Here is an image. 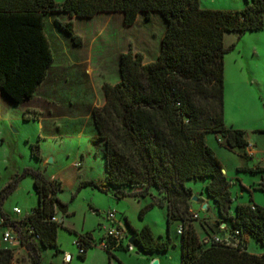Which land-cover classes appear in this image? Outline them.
<instances>
[{
    "label": "trees",
    "instance_id": "trees-1",
    "mask_svg": "<svg viewBox=\"0 0 264 264\" xmlns=\"http://www.w3.org/2000/svg\"><path fill=\"white\" fill-rule=\"evenodd\" d=\"M53 13L70 18L121 13L126 27L134 25L140 14L149 21L152 14L158 13L166 27L155 61L144 63L143 54L130 47L119 58V83L103 85L105 105L92 112V119L97 143L99 139L105 141V183L99 187L93 182H81L77 190L93 187L105 194L110 192L116 200L131 196L117 194L125 190L123 187L163 190L168 226L180 222L183 228L179 235L181 264H264V208L241 204L236 206L234 216L227 214L232 204L230 183L206 143L207 134H218L226 149L237 151L244 161L252 159L247 153L245 133L224 125V57L233 49L225 47L224 37L228 33L243 36L262 31L264 0H246V7L235 12L204 10L199 0H65L59 5L55 0H0V93L13 105L31 100L55 63L45 22L46 15ZM57 24L74 45L80 44L72 22ZM201 95L211 99L208 116L199 106ZM23 120L28 121L26 117ZM112 120L119 130L116 135L111 131ZM30 147L32 156L40 160L38 145ZM239 170L264 173V167ZM26 176L33 179L38 205L31 216L18 223L21 247H35L24 234L23 225L29 223L40 238L39 244L57 253L60 225L49 218L56 216V210L66 214L68 206L58 199L57 185L40 172L25 169L19 179L1 191L0 217L10 219L1 212V206ZM204 181L205 192L216 204L220 217L230 220L231 231L224 229L225 235L231 237L230 244L213 240L209 248L203 249L195 229L185 225L184 215L190 211L185 184ZM132 197L136 198L134 194ZM139 197L145 198L146 194ZM178 205L183 206V213H179ZM153 206L148 204L141 214ZM126 224L144 254L166 252L172 245L169 237L164 242L155 240L146 226L135 231L128 221ZM250 237L262 248L260 254L248 251ZM78 240L84 250L79 257L84 260L96 244L90 234ZM112 246L110 242L105 249L110 257ZM15 249L0 248V264H13ZM116 249L127 251L123 246ZM31 261L42 264L39 254Z\"/></svg>",
    "mask_w": 264,
    "mask_h": 264
},
{
    "label": "rangeland",
    "instance_id": "rangeland-1",
    "mask_svg": "<svg viewBox=\"0 0 264 264\" xmlns=\"http://www.w3.org/2000/svg\"><path fill=\"white\" fill-rule=\"evenodd\" d=\"M55 1L59 5L65 0ZM199 2L200 8L204 10L235 12L246 7V0ZM57 21L63 24L73 23L74 32L81 39L78 46L57 26ZM45 22L56 56L55 73L49 78L51 83L70 93L72 101L79 96L89 97L92 106L88 109L80 105L62 108L58 103L47 100V104L52 106L47 105L48 109L44 112V116L47 115L48 118H44L46 122L43 121V131L38 121L25 122L22 109L15 105L8 106L3 100L0 107V194L12 181L19 179L25 169H33L51 179L68 168H80L78 181L73 182L72 177H68L71 176L69 174L67 177L71 179L64 183L62 192H58V199L68 206L67 212L71 213V218L59 231L57 246L61 251L69 253L55 255L53 251L39 249L42 264H107L108 255L98 249L100 240L106 233L102 227L110 225L107 219L110 212H114L120 220L127 216L137 228L148 227L155 240L164 242L168 232L165 191L145 186H133V189L123 187L125 190L117 194L131 196L116 200L112 195L93 187L77 190L81 182H93L99 187L103 184L105 167L101 153L105 150V141L99 139L96 145L92 143V112L105 105L103 85L119 83V58L130 47L133 52L143 54L144 63L157 59L166 28L163 18L155 13L147 21L140 14L134 25L126 27L121 13H102L93 18L71 19L63 13H53L46 15ZM224 45L226 48L233 46L224 57V125L228 129L245 133L254 158L244 161L237 151L223 146L218 134H207L206 143L220 161L223 174L230 183L228 189L232 204L226 212L234 216L236 206L241 204H254L264 208V173L252 174L239 170L242 167L255 169L258 165H264V29L243 36L228 33L224 37ZM198 100L205 116H208L211 99L201 95ZM68 111L74 116L80 114L81 117H62L61 114L69 113ZM111 131L114 135L119 133L114 120L111 121ZM37 137L42 138L39 145L41 156L47 160L45 166L31 153L30 145L36 143ZM74 164H78L79 168ZM132 164L135 165L134 162ZM205 185V181L185 184L190 195V211L184 215L185 225H191L195 229L203 249L209 248L214 239L227 236L225 228L231 229L230 220L220 217L216 204L207 196ZM144 193L145 198L139 197ZM133 194L136 198L132 197ZM151 203L154 204L153 208L141 214V210ZM37 205L32 177L26 176L18 181L16 188L4 200L1 212L18 219L13 213L14 208L21 209L25 216ZM205 206L207 209H204ZM177 209L179 213H183V206L178 205ZM56 217L62 218L63 213L59 211ZM176 225L181 223L177 222ZM68 228L72 230L69 232ZM176 229L175 225L170 228L174 245L164 255L170 258L171 264H181L180 236ZM85 232L91 233L96 240L93 258H88L87 262L78 258L79 251L75 245L79 236L86 235ZM227 233L230 235L231 232ZM161 237L165 240L161 241ZM0 246L6 248L1 240ZM247 249L252 254L262 252V248L252 237L249 238ZM129 254L137 257V260H132L134 264H147L143 253L137 248ZM29 256L24 248H17L13 250V264H30L27 260ZM111 261L112 264H120L115 260Z\"/></svg>",
    "mask_w": 264,
    "mask_h": 264
},
{
    "label": "crops",
    "instance_id": "crops-1",
    "mask_svg": "<svg viewBox=\"0 0 264 264\" xmlns=\"http://www.w3.org/2000/svg\"><path fill=\"white\" fill-rule=\"evenodd\" d=\"M65 15H67V14H65ZM67 17H68V19H71L68 15H67ZM57 22L63 24L60 21H57ZM57 22H56V24H57ZM57 26H58V24H57ZM46 33H47V24H46ZM47 37H48V34H47ZM48 39H49V37H48ZM50 44H51V47H52V50H53V46H52L51 41H50ZM53 54H54V50H53ZM54 57H55V63H54V65L48 70L46 80L43 82L42 85H40L38 87V89L36 90L33 98L31 100H29V101H26V102L21 103L20 105H15V106H18L19 108L22 109L23 117H26L28 119V121H25V122L30 123V122H36V121H38L40 123L43 131L45 129V125H43V121L46 122V120L44 118H48L47 115H46L47 117L44 116V112L47 111V109H48V107H47L48 104L46 102L47 100L48 101H51V102H54L55 104L58 103L62 108L63 107L65 108L66 106H69L70 108H72V107H77L78 105H80L82 107L85 106V108L88 109V108H91V106H92L91 105L92 103L89 101L90 100L89 97L82 96L83 98H81L79 96L78 98H76V100L72 101L71 100L72 96L70 95V93H68L64 89H60L59 87H57L53 83H51V81H50L51 79H49L50 78V75H52V77H53L54 76V73H55L54 70L56 69L55 68V65H56V56H55V54H54ZM81 99H83V100H81ZM3 100L5 101V104L6 105H8V106H14L3 95V93H0V107H1V103L3 102ZM48 106H52V105H48ZM77 109H79V108H77ZM61 115H63L62 117H64V118H70V119H73V118L74 119H77V117L78 118L81 117L80 114H78V115L76 114L77 116H74L72 114V112L65 113V114H61ZM97 138H98V135H97L96 130L94 128L93 129V136H92V143L94 145L97 144ZM245 139H246L247 143L249 144V141L246 138V136H245ZM28 140H29L28 141L29 143H32L30 139H28ZM41 140H42L41 137H37V140H36V143H35V145H38V147H39L40 156H41V151H40V145H39V143H40ZM251 150H252L251 149V146L249 145L248 148H247V153L253 159L254 158V155L251 153ZM255 155H257V154H255ZM101 157L103 158V153H101ZM40 161H41L42 165L45 166V163L47 162V160H44L43 157L41 156ZM103 164H104V167H105L104 159H103ZM74 165H75V167H77V169L79 168L78 167V164H74ZM257 167H264V165L263 166L262 165H258ZM78 170H74L73 168H68L66 171L61 172V173H59L56 176H53L51 179H48L45 176L44 177H45V179L47 181L51 182L52 184L57 185L59 191L62 192V189L64 187V183H66V181H69V179H71V178H68V177H72L73 182H75L76 180L78 181V179H79V177L77 176V174H79L78 173ZM69 174L71 176H68ZM102 183L103 184L105 183V173H104V179H103V182ZM33 188H34V186H33ZM34 193H35V196L37 197V194L35 192V189H34ZM108 194L112 195L110 192ZM166 212H167V210H166ZM58 213H59V211L56 210L55 211V215H58ZM70 218H71V213L67 212L66 214H63V217L62 218L59 219V221H60V223H59L60 228L58 229V232H57V241H58V238H59V233H60L59 231L62 230L65 227V223ZM126 221H128L130 227L132 229H134L135 231H140L144 227V226L141 227V228L135 227L128 220L127 216H124L122 220L118 219L117 216H116V222H117V224L120 225L122 228H124L126 230V232L128 234H130V236H132L133 234L130 231V229L128 228V226L126 224ZM167 224H168V222H167ZM157 225L158 226H161L159 223ZM174 225L177 227V229H176L177 231H178L179 227H181V225H176V224H172L171 226H174ZM171 226H168V232H167L166 240H167L168 237L172 240V238L170 236V228H171ZM109 228H110V225L109 226L106 225V226L102 227V229L106 230V233H107V230ZM71 230L72 229H69V232ZM86 233H88V232H85V234ZM106 233H105V235H106ZM1 235H2V232L0 233V240H1V243H2ZM77 235H79V234H77ZM90 235H91V239H92L93 243L96 244V242H95L96 240L94 239L93 235L91 233H90ZM105 235L101 238V240L105 237ZM162 239H164V238L161 237V241H162ZM75 240H76V238L73 241H75ZM57 241H56V243H57ZM172 245H174V242L173 241H172ZM95 246L96 245H94L90 250H88V252L85 255V259L84 260H82L80 257H78V258L81 259L82 261H85V262H87L88 258H93L92 251H93V248ZM35 247H36V249H37L38 252H39V249H41V250H50V251L55 252V249H45L39 243H35ZM99 248L100 249H98V250H100L101 252H103V251L106 252L105 248H103V246L101 245V242L99 244ZM57 249H58V252L57 253L55 252V255H61V254L65 255V254H68L69 253L66 250L61 251L58 246H57ZM95 249H97V248H95ZM168 253H169V250L166 251V252H162V253H158V252L153 253V254H144L143 253V256H144L143 258L145 259V261L147 262V264H152V262H154V261H158V264H171L170 258H168L167 256H164L165 254H168ZM106 254L108 255L107 252H106ZM111 254H112V257H110L108 255L107 264H112V261L111 260H115L116 262H118L120 264H134V262L132 260H137V257H133L131 254H129L125 250H118L114 246H112ZM136 255L138 256L137 253H136ZM180 255H181V245H180ZM31 258H32L31 256L27 257L28 263H30V264H32ZM71 260H72V257H71Z\"/></svg>",
    "mask_w": 264,
    "mask_h": 264
},
{
    "label": "built area",
    "instance_id": "built-area-1",
    "mask_svg": "<svg viewBox=\"0 0 264 264\" xmlns=\"http://www.w3.org/2000/svg\"><path fill=\"white\" fill-rule=\"evenodd\" d=\"M14 215L18 216L17 218H11L6 220L5 218L0 217V230L2 232L1 239L2 243L5 244L7 247L11 248H22L21 247V239L20 233L18 231V223L26 220L29 216L32 215V210L29 214L23 216V212L19 208H14L13 210ZM197 218V216H195ZM107 219L110 221V228L107 230L105 237L101 240V245L103 248H107L109 243H114V247L123 246L127 249L128 253H133L135 251V247L129 244V239L131 238L130 234L126 232L124 228L116 222V215L114 212H110L107 216ZM49 221L52 223L59 224L60 221L56 216H52L49 218ZM22 225V224H21ZM24 234L30 237L31 243H39V236L35 234L34 228L31 224L23 225ZM183 228L179 227L177 234L182 235ZM230 236L224 238V240L216 238L214 241L216 243H222L223 241L226 244H230ZM75 245L79 251V255L84 252L81 242L77 239Z\"/></svg>",
    "mask_w": 264,
    "mask_h": 264
},
{
    "label": "water",
    "instance_id": "water-1",
    "mask_svg": "<svg viewBox=\"0 0 264 264\" xmlns=\"http://www.w3.org/2000/svg\"><path fill=\"white\" fill-rule=\"evenodd\" d=\"M204 209H207V207L205 206ZM129 244H131L132 246H134L135 248H137V244L135 241L134 236L132 235L131 238L129 239ZM24 250L29 253L31 255V257L33 258H37L38 256V251L37 249L32 246L31 244H28L27 246L24 247ZM69 259V257H67ZM152 264H158V261H154L152 262Z\"/></svg>",
    "mask_w": 264,
    "mask_h": 264
}]
</instances>
